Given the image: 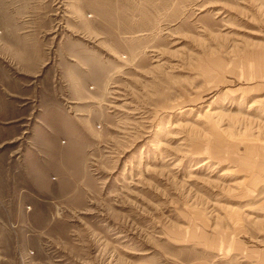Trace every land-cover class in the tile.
Masks as SVG:
<instances>
[{"label": "rangeland", "instance_id": "374dc122", "mask_svg": "<svg viewBox=\"0 0 264 264\" xmlns=\"http://www.w3.org/2000/svg\"><path fill=\"white\" fill-rule=\"evenodd\" d=\"M0 264H264V0H0Z\"/></svg>", "mask_w": 264, "mask_h": 264}]
</instances>
